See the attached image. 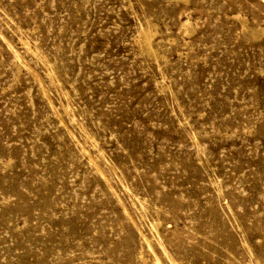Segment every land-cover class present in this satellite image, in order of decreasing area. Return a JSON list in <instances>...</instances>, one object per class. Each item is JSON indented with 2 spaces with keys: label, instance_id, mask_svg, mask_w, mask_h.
<instances>
[{
  "label": "rangeland",
  "instance_id": "rangeland-1",
  "mask_svg": "<svg viewBox=\"0 0 264 264\" xmlns=\"http://www.w3.org/2000/svg\"><path fill=\"white\" fill-rule=\"evenodd\" d=\"M263 255L264 0H0V264Z\"/></svg>",
  "mask_w": 264,
  "mask_h": 264
},
{
  "label": "bare ground",
  "instance_id": "bare-ground-1",
  "mask_svg": "<svg viewBox=\"0 0 264 264\" xmlns=\"http://www.w3.org/2000/svg\"><path fill=\"white\" fill-rule=\"evenodd\" d=\"M146 31H147V30H146ZM146 31H145V32H146ZM261 32H262V30H261ZM143 38H144V40H145V43L149 45L150 42H149V39H148V34H147V32L144 33V37H143ZM149 47H150V45H149ZM152 52H153V51H152ZM154 52H155V51H154ZM15 53H16V52H15ZM156 57H157V56H156ZM16 59H17V58H16ZM89 158H90V157H89ZM91 162H92V161H91ZM93 164H94V163H93ZM96 167H97V166H96ZM144 239H145V238H144ZM148 245H149V244H148ZM263 256H264V255H263ZM262 259H263V258H262ZM262 262H263V261H262ZM260 264H261V263H260Z\"/></svg>",
  "mask_w": 264,
  "mask_h": 264
}]
</instances>
